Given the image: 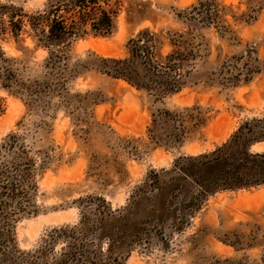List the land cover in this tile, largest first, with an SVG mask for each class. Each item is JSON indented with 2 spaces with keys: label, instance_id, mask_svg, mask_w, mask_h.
Masks as SVG:
<instances>
[{
  "label": "rangeland",
  "instance_id": "obj_1",
  "mask_svg": "<svg viewBox=\"0 0 264 264\" xmlns=\"http://www.w3.org/2000/svg\"><path fill=\"white\" fill-rule=\"evenodd\" d=\"M110 1L114 33L90 32L61 54L46 25L34 26L47 0H0V184L23 183L16 166L34 163L9 199L10 232L0 223V264H50L69 237L77 258L101 264H264V186L201 204L193 184L169 195L145 186L264 119V0ZM144 31L158 62L180 68L178 93L159 97L94 68L128 59Z\"/></svg>",
  "mask_w": 264,
  "mask_h": 264
},
{
  "label": "trees",
  "instance_id": "obj_2",
  "mask_svg": "<svg viewBox=\"0 0 264 264\" xmlns=\"http://www.w3.org/2000/svg\"><path fill=\"white\" fill-rule=\"evenodd\" d=\"M115 15L110 0H47L44 12L34 18V26L40 28L46 25L43 30L46 45L60 51L90 32L95 37L112 35ZM209 21L211 20L207 19V23ZM127 50L128 59H100L94 68L102 74L121 79L132 87L159 97L178 93L186 85L177 64L173 62V65H163L158 62V43L150 31H144L136 39L130 40ZM60 53L62 54L61 51ZM260 143H264V119L245 123L227 144L209 155L187 157L175 162L170 170L150 173V180L145 186L164 190L169 195L177 188L186 190L187 185L193 184L198 189L196 204L204 203L208 197L219 192L264 186V153L251 151L253 146ZM33 168L32 161H21L16 169L21 174L23 183H16L14 179L7 177L0 184V223L7 228V232H10L13 221L9 199L13 201L15 191L34 176ZM196 207L200 209L199 206ZM113 217L114 214L108 212L104 220L109 221ZM76 231L73 228L64 233L74 236ZM69 238L61 256L50 264H101L91 256L86 260L84 257L77 258L78 245L75 241V244L71 242L74 237Z\"/></svg>",
  "mask_w": 264,
  "mask_h": 264
}]
</instances>
